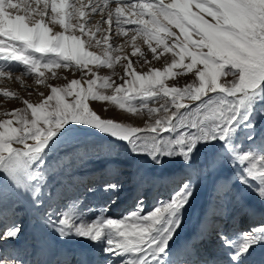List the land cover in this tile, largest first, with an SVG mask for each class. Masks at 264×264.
I'll return each instance as SVG.
<instances>
[{
    "label": "snow or ice",
    "instance_id": "1",
    "mask_svg": "<svg viewBox=\"0 0 264 264\" xmlns=\"http://www.w3.org/2000/svg\"><path fill=\"white\" fill-rule=\"evenodd\" d=\"M191 3L192 0H172L167 4L164 0L139 4L130 0H88L86 4L81 0H73L71 4L68 0H0V54L21 62L28 72L36 74L38 84L44 83L45 73L41 69L72 68L79 70L83 78L85 70L92 72L90 64L106 63L112 67L115 62L128 60L123 64L121 79L124 83L109 84L114 89L113 95L94 92L91 85L96 83L95 79L85 81L89 85L87 88H77L81 81L71 80L60 89L49 86L50 94L40 103L24 101L26 108L12 113L16 127L12 126V121L0 120V264H24L20 258L7 254L3 247L22 233L21 224L15 220L20 214L16 211L17 206L21 203H27L37 220L60 238L78 236L93 242L103 238L106 254L124 257L120 264H173L169 241L180 226L181 210L193 194L191 180H185L168 201H160L147 214H144L141 200L135 210L120 218L101 216L92 223H78L74 221L72 210L79 201H70L69 211H65L53 203L57 198L51 191L45 192L49 173L46 156L63 135L61 130L67 131L65 125L68 124L86 125L125 141L135 154H147L157 164L162 156L179 155L190 165L198 143L222 142L219 157L236 168L234 179L264 201V134L247 149L229 140L235 132L234 122L240 108L264 86V0H202L195 4L200 10L196 13L190 9ZM201 13L210 15L214 22L205 20ZM95 14L101 19L92 23ZM145 15L149 17L147 21L143 19ZM113 21L117 37L126 35L121 24L137 25L130 30L132 55L139 52L135 42L137 35L142 33L153 59L158 58V52L150 40L169 50L165 38H173L171 47L178 46L176 55L184 69L191 70L197 64L203 66L196 68L198 85L171 89L174 110L168 114L167 101L160 105L165 117L156 119L149 126L150 138L138 135L143 131L140 128L101 118L87 103L90 97L118 102L124 108L141 94L144 99L161 93L164 97L169 96V89L162 83L161 70L149 68L148 72L138 73L127 56L122 58L120 52L129 40L115 46L110 42ZM57 23L62 30L54 31L49 26ZM105 24L108 27L102 26ZM172 27L178 29L180 35L173 32ZM87 47H101L104 58L85 51ZM139 55L143 57L144 53ZM186 56L190 63H183ZM177 63L173 58L171 65L163 71L170 73ZM221 73L231 74L233 79L222 84L218 82ZM5 76L10 77L11 71L0 70V77ZM109 79L104 77L105 81ZM210 93L213 95L209 96ZM4 94L16 95L7 91ZM66 96H71L73 101H66ZM185 97L199 102L194 111L188 110V104L179 102ZM144 99L140 101L141 108L146 107ZM181 109L185 111L181 112ZM129 110L137 111L135 108ZM148 111L151 113L156 109L149 108ZM247 127L252 128V124ZM166 132H175V138L162 135ZM247 139L253 141V135ZM14 144L22 147H13ZM218 163L216 159L209 160L205 171L214 169ZM104 187L105 190L116 189L118 185ZM46 199L49 201L47 206ZM217 237L223 249L228 250L227 262L206 259L201 264H244L245 258L251 255L249 250L254 251V245L264 244V223L232 235L221 230ZM37 246L43 248L39 238Z\"/></svg>",
    "mask_w": 264,
    "mask_h": 264
},
{
    "label": "rangeland",
    "instance_id": "2",
    "mask_svg": "<svg viewBox=\"0 0 264 264\" xmlns=\"http://www.w3.org/2000/svg\"><path fill=\"white\" fill-rule=\"evenodd\" d=\"M150 2L156 3L157 1L151 0ZM197 2H202V0H192L191 4L199 12L200 10L195 7V4ZM201 14H205L209 20L214 22L212 20V17L207 13ZM143 19L147 21L149 17L145 15ZM165 23L167 22L165 21ZM131 26L132 25L128 24L126 27L124 24L121 25L120 27L126 30V35L119 37L115 36V29L112 28L113 38L110 42L115 46L121 38L130 37L131 28H135ZM171 30L177 35H180L179 30L175 27H172ZM172 39L173 38H165V43L169 44V50H165L163 46H157L155 40H150L152 47L157 48L158 58L156 59H153L152 52L149 48V45L144 42L145 38L142 33L137 35V39L135 42L139 49V52H137V54L139 55L141 52L144 53L143 57H140L139 55L140 61L138 62L137 66L148 64L152 69L161 70L162 83L166 88L169 89L168 97H164L161 93V95L159 96L144 99L143 95L141 94L139 96H136L135 99L130 100V102L126 104L124 108H121L118 102L92 100L89 97L88 104L90 109L92 111H95L103 119H111L127 127L140 128L143 131L141 133H138V135L150 138L152 134L147 131L149 126L154 124L156 119H164L165 117V113L162 111L160 105L167 101L169 106L168 114H171V111L174 110V105L171 104V89L176 88L182 90L189 85H198V77L196 75L195 68L196 66H200V64H197L191 70L184 69L183 65L179 62V56L176 55V53H178L179 51L178 46L175 48L171 47ZM180 39L182 40L183 37L180 36ZM162 49L166 51V56H164L163 58H159V50ZM35 55L39 57V53H35ZM173 58L178 61L176 67L171 68L170 73L164 72L163 70L171 65ZM145 60H147V63H144ZM126 63V59H122V62L113 63L112 67H109L106 63L98 66L95 71V76H91L96 80V83L94 85H91L93 91L98 95L115 94L114 89L110 87L109 84L124 83L121 77L124 76L123 64ZM183 63H190V58L186 56ZM113 70H115V73H118V75L114 74ZM44 71L48 72L47 69H44ZM78 72L80 73V71ZM85 72V76H88V74H92L88 71ZM29 77V75H26V78ZM104 77H109V81H105ZM232 79L233 77L231 76V74L225 76L223 73H221L220 77L218 78V82L223 84L226 81ZM66 80L67 79L60 80V84L65 82ZM126 86L130 87V85ZM23 88L29 89L25 85H23ZM129 95L131 96L132 93H130ZM211 95L213 94L210 93L209 96ZM142 99H144V102L146 104V107L144 108L140 107V101ZM179 102L188 104L189 111H194L197 104L199 103L198 101H189L186 97L181 98ZM18 105H21V103H19ZM129 108H135L137 109V111H130ZM149 108L156 109V111L150 113L148 111ZM261 109H264V86H262L259 90V94H254L240 108L237 120L234 122L236 126L235 132L233 136L229 138L230 142L239 143L241 144L242 148L247 149L250 144H252L255 140H258V138L255 136V133L257 129L256 126L261 120V116L264 115V112H261ZM184 111L185 109H181V112ZM10 115V112L4 114L6 120H11ZM249 123L252 124V128L247 127ZM65 128L67 129V131H64L63 129L61 130L63 132V135L59 137L56 146L51 151H49L48 155L46 156V160L49 165V173L47 180L48 187L45 188V192L47 193L48 191H51L52 195L56 193L55 196L57 199L53 203L58 207H62L65 211H69L68 204L70 201H79L76 207L72 210L74 221L76 220V222L78 223H92L97 219V217L101 216L105 218H120L128 212L135 210V208L137 207V202L141 200L144 206V214H147L148 212L154 210V208L160 201H168L171 198V195L174 192L178 191L180 185L185 180H191L192 182V171H194V168H196L197 166L196 161L197 158H199L198 156L200 155L199 149L202 147V144L198 143L196 145L198 148H195L193 150L192 161L190 165L186 164L179 155L162 156L160 157L161 162L159 164L155 163L154 160L150 158V163L153 164L154 167L162 166L163 168L173 170L172 173H179V179L174 180L172 174L168 179L164 181L162 185H158L156 193L150 195V179L148 175L145 176V174L148 173L147 169H145L146 171L143 170V175L141 173V176L139 175V178L136 181H134V179H131L129 173L132 169V164L134 163L133 159L142 154L138 155L131 151L130 145L127 142L116 139L117 142H114L113 146L108 148L103 143L104 135H101V133H96V131L98 130H96L95 128L82 124H68L65 125ZM182 130L183 129H178L177 131ZM258 130L263 133L264 127ZM189 131L194 130L189 129ZM250 134L253 135V141H249L247 139ZM162 135H164L166 138L174 139L176 133L166 132L162 133ZM29 143H31V141H29ZM216 143L217 145H219V147L223 148L222 142L216 141ZM13 147L22 146L14 144ZM108 149L109 151H106ZM120 155H127V157L124 160L116 161V157ZM109 160L113 161V163H107V161ZM188 166V169H190L191 171L185 168ZM217 168L218 166L214 168V173L217 171ZM84 171H86L87 173L89 172L88 176H95L104 173V179L96 182L95 184H87V182L85 183V185L78 184L77 182L80 180L78 179V176ZM86 174L82 179V182H84L86 179L89 182L90 178H88ZM229 181L228 185L226 183L225 185L216 189L214 198L212 199L213 204H217L219 201L224 203H231L233 201L236 189L234 190V180ZM134 182L136 186H139V188L138 191L134 193V195H131V199H129V202L126 204H120L122 205L120 207L114 206L118 205L120 201H123L122 199L125 194L133 190L132 185ZM107 184H116L118 185V188L105 190L104 186ZM119 195H121L122 197H120ZM48 203L49 201L46 199L45 205L47 206ZM107 208H111V214H108L110 209ZM16 211L20 213L17 217H15V220L17 223L21 224L22 233L19 238L6 242L3 247L6 253L10 254V256L16 255V257L20 258L24 262V264H32L29 257H31L30 255L34 254L35 250L34 246H31L30 243L35 242V240H37V236L30 234V228H33L34 225L38 226V223H40V221H37L35 214L30 211L27 203L19 204ZM238 220H241V215L238 217ZM239 223L235 224V229H238L237 232L247 231L248 228L252 226V224L243 226ZM260 223H264V219L259 220L258 225ZM232 234H234V232L230 233V235ZM216 236L217 235H215V238L217 239L218 237ZM82 239L85 240L86 238ZM200 239L204 240V237ZM103 241L104 239L95 242L86 239L85 243H87L86 247L90 248V246H97ZM218 242L221 243L220 241ZM67 248L70 249L71 247L67 245ZM221 252V256L228 260L227 254L224 253V250ZM76 260L77 257H75L74 261L65 262L63 264H80L79 260ZM227 260H225V262H227ZM249 260L250 259H245L244 264H255V261H253L252 259L250 261ZM263 260L264 258L261 257L258 264H262L261 262ZM202 261L203 260L200 259L191 262L189 261L185 264H201ZM118 262L120 263V261ZM101 264H108V262L103 261ZM176 264H184V262Z\"/></svg>",
    "mask_w": 264,
    "mask_h": 264
},
{
    "label": "bare ground",
    "instance_id": "3",
    "mask_svg": "<svg viewBox=\"0 0 264 264\" xmlns=\"http://www.w3.org/2000/svg\"><path fill=\"white\" fill-rule=\"evenodd\" d=\"M150 1L151 0H130V2L137 4L151 3ZM72 2L73 0H68V3L71 4ZM81 2L86 4L88 3V0H81ZM93 2H95V0H93ZM164 2L167 4L171 3L172 0H164ZM114 6L115 5L113 4V7ZM190 9L194 13L198 12L192 6V4H190ZM201 15L204 16L205 20L212 22L205 14ZM100 19V15L95 14L92 18V23H95ZM104 19H107V17L105 16ZM124 25L125 27L127 26V24ZM49 26L53 27L54 31L62 30L58 23L56 25L50 24ZM102 26L105 28L108 27L106 24ZM136 26L137 25H132L131 27ZM112 28H116L114 21L112 24ZM132 29L134 28H131V30ZM126 39L129 40V43L127 47L123 48V51L120 52V55L122 57L127 56L132 61L133 68L138 73L148 72L150 68L148 64L137 66V61H140V58L138 54L132 55L133 49L131 46L130 37L121 38L117 44L124 45ZM85 51L93 52L97 57H100L101 59L104 58L103 50L101 47H87L85 48ZM159 52V58H163L164 56H166V51L164 49L159 50ZM126 62L128 63V60H126ZM100 65L101 64L97 63L90 64L89 68L92 69V72L90 73H95L96 68H98V66ZM202 67V65L196 66V68ZM0 70L11 71L10 77H0V120H6L4 114L10 112L11 120L9 121H12L13 127L17 126L15 123V117L12 114L13 111L16 109L26 108V104L24 103V101H28L32 104L40 103L47 95L50 94L49 86H54L60 89L64 85L68 84L71 80H78L81 81V83L77 86V88H87L89 85L85 81L88 79H94L91 77L92 74H88V76H84L82 78L81 72L79 73V70L73 71L72 68H53L52 70H48V72L44 71V69H41L45 73L44 83L38 84L36 82V74L28 72L26 70V67L21 62L7 59L4 54H0ZM53 72L57 73V75L53 76ZM26 75H29L30 77L26 78ZM16 77H20V79L17 80ZM63 79L67 80L60 84V80ZM129 79H131V77H129ZM23 85H25L29 89L23 88ZM6 91L14 93L16 95L5 96L4 93ZM64 98L68 102L73 101V98L71 96H66ZM19 103H21V105H18ZM260 119L261 120L256 126L257 129L255 133V136L258 139L262 134H264V132L261 133L260 130H258L264 127V115L261 116ZM96 133L100 132L96 131ZM101 135H104L103 143L108 148L113 146L114 142H117V138L111 137L109 134L101 133ZM217 143L216 141H213L211 145H202L201 148L199 147L200 155L198 156L199 158H197L196 161L197 166L196 168H194V171H192V185L194 186V191L188 204H186L181 210L182 219L180 226L176 229L175 234L169 241L170 259L173 260V263L175 264L182 262H184L185 264L186 262L200 259L203 261L206 259H214L218 261L227 260L226 258L221 256V251L224 250V253L227 254L228 250L223 249L222 243L218 242L220 240L218 238L216 239L215 235H217V233L221 230L229 235L231 232L236 233L238 229H235V224L239 222V224H242L243 226H247L250 224H252L253 226L258 225V221L264 219V201L260 200V198L255 193L251 192L248 189H245L242 185L239 184L238 181L234 179L236 168L232 164H229L226 160H223L221 157H219V151L222 149V147H219ZM196 148L198 147L196 146ZM106 151H109V149ZM126 157L127 155H120L116 157V161L124 160L126 159ZM213 159L219 161L217 171L215 173L214 169L205 171L207 162ZM111 160L107 161V163H113V161ZM133 161L134 163L132 164L133 166L129 173L131 179H134V181H136L141 173L143 175V170L147 169L148 173L146 172L147 174H145V176L148 175L150 179V195L156 193L158 185H162L164 181L168 179L172 174L174 180L179 179V173H172L173 170L163 168L162 166L154 167L153 164L150 163L151 160L147 154H142L138 157H135ZM185 168L187 170H190L188 169L189 166ZM86 173L87 172L84 171L79 174L78 179L80 180L77 182L78 184L85 185L86 182L87 184H95L96 182L103 180V177L105 175L104 173H102L95 176H88L89 172L87 174ZM85 174L88 176V178H90L89 182L87 181V179L82 182ZM229 180H234V190L236 189L233 201L231 203H224L219 201L217 204L215 202V204H213L212 199L214 198L216 189L225 185L226 183L228 185ZM138 188L139 186H136L134 182L132 185L133 190L125 194L122 199L123 201H120L118 205L114 206L120 207L122 206L120 204L128 203L129 199H131V195H134V193L138 191ZM55 195L56 193L53 194V197H56ZM119 196L122 197L121 195ZM107 209H110L108 214H111V208ZM240 215L241 220L239 221L238 217ZM37 221L39 222V220ZM30 229L31 235H36L37 238L43 241V248L37 246V240H35V242L33 243H30L31 246H34L35 250L34 254L30 255L31 257H29L32 264H63L65 262L74 261L75 257H77L76 261L79 260L80 264H101L103 261L108 262V264H118V261H121L124 258L123 256L110 257L108 254H106L103 251L104 241L97 246H90V248H87V243H85L86 239L84 240L78 236L60 238L55 232H53L51 229L46 228L42 223H38V226L34 225L33 228ZM202 237H204V240L200 239ZM102 239L103 238H101V240ZM67 245L71 248L68 249ZM253 248L254 251L250 249L249 251L251 252V255L247 256L245 259H252L253 261H255V264H258L260 258H264V244L254 245ZM261 263L264 264V260Z\"/></svg>",
    "mask_w": 264,
    "mask_h": 264
}]
</instances>
